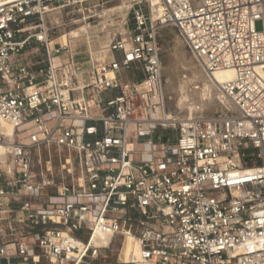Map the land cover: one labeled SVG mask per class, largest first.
Returning <instances> with one entry per match:
<instances>
[{"label":"built area","instance_id":"built-area-1","mask_svg":"<svg viewBox=\"0 0 264 264\" xmlns=\"http://www.w3.org/2000/svg\"><path fill=\"white\" fill-rule=\"evenodd\" d=\"M158 1L98 60L55 43L106 0H0V264H93L127 232L145 263L264 264V0ZM168 28L234 71L227 114L167 118Z\"/></svg>","mask_w":264,"mask_h":264},{"label":"bare ground","instance_id":"bare-ground-1","mask_svg":"<svg viewBox=\"0 0 264 264\" xmlns=\"http://www.w3.org/2000/svg\"><path fill=\"white\" fill-rule=\"evenodd\" d=\"M150 3L152 16L157 19L162 12V7L158 0H148ZM132 5V4H131ZM131 5H127L128 9ZM109 10H104L106 17ZM126 19V17H125ZM107 25L106 24L104 26ZM91 25L84 24L81 32H77L75 37L71 39L72 47H77L80 42L87 43V47L93 51L94 45H92V34L90 32ZM109 31L106 34L104 42L100 43L98 51L92 52L95 58L103 60L112 57L110 52V39L111 33ZM185 40L180 35H176L175 49L172 54V63L170 70L173 73L169 78L165 91L167 96L172 94L173 97L168 96L169 110L166 113L167 118L177 117L178 119L187 117H205L214 109L224 107L225 109H233L229 99L224 93L221 85L227 80L234 78V71L231 69H224L215 73H209L205 68V60L198 58L197 61L193 57H188L184 51ZM73 50V49H72ZM100 52V54H97ZM261 77L264 79V66L259 69ZM9 134H13L14 128L12 126L3 124ZM247 174L253 173V168H247L245 170ZM127 238L131 235L135 240L128 241L125 244L123 252L128 258L130 264H154L152 262L140 261V246L134 233L127 232ZM111 240V236L100 234L93 237V242L97 245H108ZM130 240V239H129ZM239 254V252H238Z\"/></svg>","mask_w":264,"mask_h":264},{"label":"rangeland","instance_id":"rangeland-1","mask_svg":"<svg viewBox=\"0 0 264 264\" xmlns=\"http://www.w3.org/2000/svg\"><path fill=\"white\" fill-rule=\"evenodd\" d=\"M107 3L102 6L103 10H109L107 12L106 17L103 15L100 17H97L95 19L91 20L90 25L92 26L90 29V32L92 34V46L93 51L96 52L100 47V43L104 42L106 39V34L109 31L116 30L118 28H122V23L127 17V14H129V10L127 5H131L134 1H143L144 6L147 8V10L152 15L150 3L148 0H106ZM97 13H101L97 11ZM152 17V16H151ZM153 18V17H152ZM154 19V18H153ZM107 25L104 26L106 24ZM83 25L80 27L72 28L67 34L63 35L60 39L56 41L55 44H66L68 43V40H70V45L73 51L77 50L78 52H81L80 56L87 55L86 52L91 51L89 47H87V43L80 42L77 47H72L71 39L75 37V34L77 32H81ZM258 29H261V23L257 24ZM180 34L179 31H177L175 28H168L161 32V47H162V65H163V74H164V83L165 86L169 80V78L172 76V72L170 70V65L172 63V54L175 49L174 45L176 44V35ZM181 35V34H180ZM69 36V38H67ZM182 36V35H181ZM54 44V45H55ZM184 51L186 52L188 57H193L197 61V57L191 52L189 47L187 46L186 42L184 43ZM96 50V51H95ZM91 51V52H93ZM84 53V54H83ZM133 72H128L126 74V77L132 78L134 77ZM170 97H173L172 94L168 95ZM169 99V98H168ZM229 110L225 109L224 107H219L217 109H214L209 114H206L207 116H213V115H224L227 114ZM206 117V116H205ZM167 133L165 131L160 130L159 135L155 136V140L163 141L165 140V136ZM167 135H171V133H168ZM56 167L59 166V162L57 161L55 163ZM49 193H51L53 190L49 189ZM128 234H125V236H120L114 240V243L111 245V247L103 252L105 257L101 259L98 262H94L93 264H130L128 258L125 256L123 249L125 247V244L128 241H134L135 238H133L131 235L130 240L127 238Z\"/></svg>","mask_w":264,"mask_h":264}]
</instances>
